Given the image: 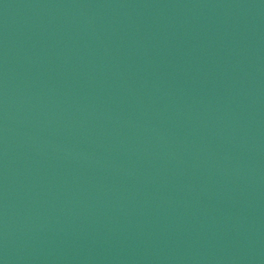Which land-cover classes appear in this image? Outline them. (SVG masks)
Masks as SVG:
<instances>
[{
  "label": "water",
  "instance_id": "95a60500",
  "mask_svg": "<svg viewBox=\"0 0 264 264\" xmlns=\"http://www.w3.org/2000/svg\"><path fill=\"white\" fill-rule=\"evenodd\" d=\"M0 264H104L46 241L0 218Z\"/></svg>",
  "mask_w": 264,
  "mask_h": 264
}]
</instances>
